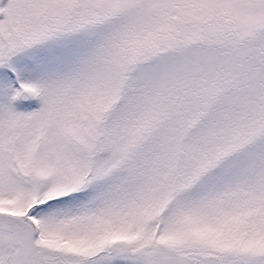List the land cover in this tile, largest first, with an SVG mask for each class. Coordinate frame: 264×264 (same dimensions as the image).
I'll return each mask as SVG.
<instances>
[{"label": "snow or ice", "instance_id": "obj_1", "mask_svg": "<svg viewBox=\"0 0 264 264\" xmlns=\"http://www.w3.org/2000/svg\"><path fill=\"white\" fill-rule=\"evenodd\" d=\"M0 264H264V0H0Z\"/></svg>", "mask_w": 264, "mask_h": 264}]
</instances>
